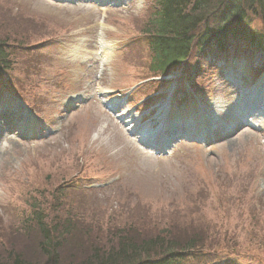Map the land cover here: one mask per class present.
I'll return each mask as SVG.
<instances>
[{
  "label": "rangeland",
  "instance_id": "rangeland-1",
  "mask_svg": "<svg viewBox=\"0 0 264 264\" xmlns=\"http://www.w3.org/2000/svg\"><path fill=\"white\" fill-rule=\"evenodd\" d=\"M137 1L129 10H100L89 2L0 0V42L9 51L0 88L32 108L41 131L10 139L0 127V262L16 253L41 264L32 228L38 215L46 223L65 226L69 220L80 230L108 235L132 222L140 235L195 243L194 257L183 264H264V125L261 131L240 128L205 147L187 143L152 156L97 97L112 92L107 97L123 100L125 94L123 110L136 111L142 124L155 114L157 97H145L163 85L137 83L150 74L147 41L138 39L150 11ZM252 23V30L260 29L259 20ZM100 26L111 32L104 36L111 56L102 66L95 42ZM202 52L193 49L176 73L195 71ZM217 71L209 80L192 78L189 88L203 105L215 101L232 115L241 113L233 102L237 91L219 85L223 73ZM188 73L182 82L190 81ZM73 99L85 104L74 109ZM176 100L181 117L192 113L197 123L207 122L196 101ZM83 239L66 240L60 259L84 256Z\"/></svg>",
  "mask_w": 264,
  "mask_h": 264
},
{
  "label": "trees",
  "instance_id": "trees-1",
  "mask_svg": "<svg viewBox=\"0 0 264 264\" xmlns=\"http://www.w3.org/2000/svg\"><path fill=\"white\" fill-rule=\"evenodd\" d=\"M160 6L161 9L155 12L147 26L155 36L152 51L161 70L186 58L195 37L193 33L202 25L207 42L223 41L242 33L248 36L247 42L251 46L264 52V0H161ZM216 10L219 11L216 18L226 16L220 27L218 21L213 20ZM252 20H259L260 29L250 30ZM224 21L228 25L235 24L227 27ZM8 52L6 43L0 42V70L7 67ZM65 221H68L65 226L58 221L46 223L45 218L36 215L32 228L39 236L41 264H183L185 258H193L199 248L192 242L176 244L163 233L140 235L132 222L108 235L99 228L96 234L93 230L83 231L75 223ZM73 236L84 238L82 245L88 246V249L82 257L61 260L58 250ZM12 254L9 252L7 256ZM15 255L0 264H33L19 254Z\"/></svg>",
  "mask_w": 264,
  "mask_h": 264
}]
</instances>
